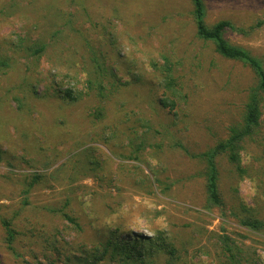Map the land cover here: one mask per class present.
<instances>
[{
	"label": "rangeland",
	"instance_id": "1",
	"mask_svg": "<svg viewBox=\"0 0 264 264\" xmlns=\"http://www.w3.org/2000/svg\"><path fill=\"white\" fill-rule=\"evenodd\" d=\"M203 1L264 66V0ZM0 59V264H81L65 257L158 231L173 264H264V229L241 224L264 221V93L244 172L220 155L208 208L194 155L241 121L256 78L196 35L191 0H0Z\"/></svg>",
	"mask_w": 264,
	"mask_h": 264
},
{
	"label": "trees",
	"instance_id": "2",
	"mask_svg": "<svg viewBox=\"0 0 264 264\" xmlns=\"http://www.w3.org/2000/svg\"><path fill=\"white\" fill-rule=\"evenodd\" d=\"M191 2L196 35L203 40L211 41L214 44L216 52L222 57L239 61L249 67L256 78V84L250 89L248 100L245 103L241 121L228 127L229 132L225 139L218 141L207 150L194 155L204 164L201 174L205 180L206 204L210 208L212 206H220L222 203L218 186L219 170L217 158L220 155H225L239 173L244 172V168L241 165V152L244 149V142L247 138H252L259 131L260 105L262 94L264 93V66L261 60L249 50L235 45L225 38V31L233 27L229 20H218L212 24H207L204 1L191 0ZM5 64V61L0 59V65ZM167 69L171 70L170 64ZM101 80L96 82L99 93L102 91ZM174 83L175 79L173 77L171 79L170 77L165 81L164 86L170 89ZM168 91L171 92L170 90ZM66 93L68 94L67 96H70V92ZM168 96L165 95V97L159 98L161 105L164 107H172L174 105L173 98ZM262 155L264 157V150ZM30 186L31 184L29 183L28 187ZM68 220L72 223L75 221L71 217H68ZM3 224L6 229L8 249L13 250L12 242L15 238L16 230L12 227L10 220H3ZM241 224L253 230L261 231L264 229V221L260 219L244 218L241 220ZM220 240L224 243V247L227 248L226 250H229L230 247L227 242L230 239L227 236H221ZM157 255L166 256L164 264H173L174 260L177 259L176 246L161 231L150 236L132 233L124 235L119 239L111 238V236L105 239H98L92 247L81 249L76 255H68L65 257V260H75L81 264H96L104 260L110 261L112 264H152ZM23 262L24 264H42L41 262H30L25 259Z\"/></svg>",
	"mask_w": 264,
	"mask_h": 264
}]
</instances>
